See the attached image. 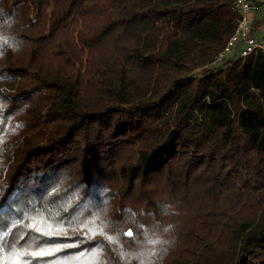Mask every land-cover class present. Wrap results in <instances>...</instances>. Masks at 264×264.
I'll return each instance as SVG.
<instances>
[{"label":"trees","instance_id":"trees-1","mask_svg":"<svg viewBox=\"0 0 264 264\" xmlns=\"http://www.w3.org/2000/svg\"><path fill=\"white\" fill-rule=\"evenodd\" d=\"M237 17L0 0L3 264H264V51L215 60Z\"/></svg>","mask_w":264,"mask_h":264},{"label":"built area","instance_id":"built-area-1","mask_svg":"<svg viewBox=\"0 0 264 264\" xmlns=\"http://www.w3.org/2000/svg\"><path fill=\"white\" fill-rule=\"evenodd\" d=\"M232 5L238 12L236 25L217 53V61L231 54L245 57L257 50L264 51V39L251 34L252 18L258 3L255 0H232Z\"/></svg>","mask_w":264,"mask_h":264},{"label":"crops","instance_id":"crops-1","mask_svg":"<svg viewBox=\"0 0 264 264\" xmlns=\"http://www.w3.org/2000/svg\"><path fill=\"white\" fill-rule=\"evenodd\" d=\"M258 3L251 23V34L264 39V0H255Z\"/></svg>","mask_w":264,"mask_h":264},{"label":"snow or ice","instance_id":"snow-or-ice-1","mask_svg":"<svg viewBox=\"0 0 264 264\" xmlns=\"http://www.w3.org/2000/svg\"><path fill=\"white\" fill-rule=\"evenodd\" d=\"M9 234H10V232H9ZM3 232L2 231H0V240H2L3 239ZM128 235H131V233H128ZM114 239V238H113ZM52 251H56L55 249H53ZM45 254H51L50 252L49 253H43V252H41V253H35L34 255H45ZM20 255H23V253H21ZM0 264H3V261H0Z\"/></svg>","mask_w":264,"mask_h":264},{"label":"rangeland","instance_id":"rangeland-1","mask_svg":"<svg viewBox=\"0 0 264 264\" xmlns=\"http://www.w3.org/2000/svg\"><path fill=\"white\" fill-rule=\"evenodd\" d=\"M198 71H199V69L195 70V72H194V73H199Z\"/></svg>","mask_w":264,"mask_h":264}]
</instances>
